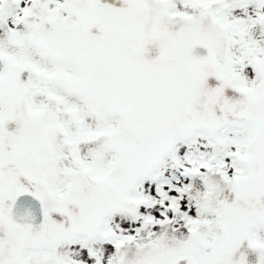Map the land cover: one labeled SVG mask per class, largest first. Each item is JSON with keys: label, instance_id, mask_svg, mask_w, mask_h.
<instances>
[{"label": "snow or ice", "instance_id": "snow-or-ice-1", "mask_svg": "<svg viewBox=\"0 0 264 264\" xmlns=\"http://www.w3.org/2000/svg\"><path fill=\"white\" fill-rule=\"evenodd\" d=\"M0 264H264V0H0Z\"/></svg>", "mask_w": 264, "mask_h": 264}]
</instances>
